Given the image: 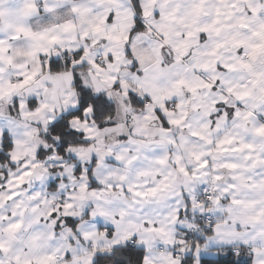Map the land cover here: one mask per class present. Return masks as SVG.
Segmentation results:
<instances>
[{"label": "crops", "instance_id": "0c3cea01", "mask_svg": "<svg viewBox=\"0 0 264 264\" xmlns=\"http://www.w3.org/2000/svg\"><path fill=\"white\" fill-rule=\"evenodd\" d=\"M58 46L75 58L53 71ZM83 64V83L116 104L101 141L86 136L102 154L53 188L34 177L2 210L0 264H92L131 241L142 264L232 248L264 264V0H0L3 111L37 123L47 111L49 125L77 107ZM209 180L214 223L198 239Z\"/></svg>", "mask_w": 264, "mask_h": 264}, {"label": "trees", "instance_id": "16d2710c", "mask_svg": "<svg viewBox=\"0 0 264 264\" xmlns=\"http://www.w3.org/2000/svg\"><path fill=\"white\" fill-rule=\"evenodd\" d=\"M137 25V27H140L139 23ZM70 65V61H62L58 57L51 61L53 71L68 69ZM80 69L87 70V64L73 68V86L77 93L78 105L76 108L62 113L41 132L42 146L39 148L38 157L42 160L50 152L55 151L64 161L78 162V159L71 152V147L86 145L91 140L86 137L84 131L72 127L71 120L76 118L84 119L87 108L92 109L89 119H92L98 126L104 127L113 122V116L116 112L115 102L111 101L104 93H97L91 87L85 85L82 81V71ZM133 101L134 103H139L136 96H134ZM12 147L13 142L10 136L5 133L1 144L0 161L11 162L10 152ZM81 170L82 166L78 163L75 171L78 173ZM57 183L58 180H53L49 187L53 188ZM198 221L197 218V224ZM65 222H74V220L67 219ZM192 236L200 238L198 236L195 237V234ZM233 250L234 248L220 251L216 256H203L200 259V264H251V255L248 252L240 248V253L235 254ZM145 254L146 248L144 246L137 245V243L132 244L131 241L104 252H96L93 256L92 264H142ZM193 259L192 255H188L183 258V264H193Z\"/></svg>", "mask_w": 264, "mask_h": 264}, {"label": "rangeland", "instance_id": "374dc122", "mask_svg": "<svg viewBox=\"0 0 264 264\" xmlns=\"http://www.w3.org/2000/svg\"><path fill=\"white\" fill-rule=\"evenodd\" d=\"M43 112L46 113L41 112L38 119L40 122L38 123L43 124L44 127L39 129V124L34 119L30 117L23 119L18 113L17 116L12 114L10 110L3 111L0 108V150L5 133L10 136L13 142V147L10 152L11 162L0 161V173L7 175L4 180L0 179V218L2 217V210L14 209L18 206L21 192L39 185V183L33 185L31 182L34 177H48L49 180H56L58 175L73 176L76 174L84 177L89 169L87 168L89 163V167L92 165L93 156L102 154L100 150L95 151L96 145H84L71 147V152L79 159V162L64 161L55 151L50 152L43 160L39 158L38 151L40 146H42V137L40 134L48 126L45 125L47 120L43 118L47 117V111ZM91 112L92 109L87 108L85 118L72 119L71 126L75 129L86 131V136L95 137L100 142L101 138L95 136L100 126L92 119H88V116H91ZM48 116L50 115L48 114ZM134 117L136 118L137 116ZM78 163L82 166V170L75 173L74 170L77 168ZM106 169L108 168L105 166L96 167L94 178L98 174H104ZM101 170L102 172H100ZM61 186L62 184H60ZM61 192V189L58 191H48L47 194L49 195L50 201L52 203L58 201ZM48 202L46 201V203Z\"/></svg>", "mask_w": 264, "mask_h": 264}, {"label": "built area", "instance_id": "2783aa9c", "mask_svg": "<svg viewBox=\"0 0 264 264\" xmlns=\"http://www.w3.org/2000/svg\"><path fill=\"white\" fill-rule=\"evenodd\" d=\"M55 53L57 57L62 61L72 62L74 58L71 54L68 53L65 46H58L55 49ZM215 196L216 186L212 180L207 181L197 189L195 194V203L201 208V212L198 216V224L192 230L193 234L207 232L213 228L214 216L211 214L209 208L212 201L215 199ZM132 244H135V242H132ZM233 251L235 254H239L240 248H234Z\"/></svg>", "mask_w": 264, "mask_h": 264}, {"label": "water", "instance_id": "95a60500", "mask_svg": "<svg viewBox=\"0 0 264 264\" xmlns=\"http://www.w3.org/2000/svg\"><path fill=\"white\" fill-rule=\"evenodd\" d=\"M5 174L4 173H0V179H4Z\"/></svg>", "mask_w": 264, "mask_h": 264}]
</instances>
